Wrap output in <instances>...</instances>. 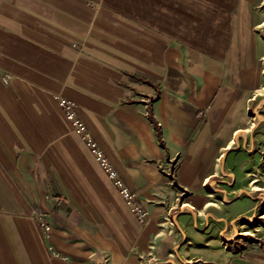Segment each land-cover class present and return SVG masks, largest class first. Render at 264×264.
<instances>
[{"label": "crops", "instance_id": "1", "mask_svg": "<svg viewBox=\"0 0 264 264\" xmlns=\"http://www.w3.org/2000/svg\"><path fill=\"white\" fill-rule=\"evenodd\" d=\"M257 2L0 0V264H165L206 235L174 207L240 171L229 141L264 82ZM55 96L76 104L145 222ZM230 202L226 218L254 208ZM222 230L214 264H264V240L233 250L243 231Z\"/></svg>", "mask_w": 264, "mask_h": 264}, {"label": "rangeland", "instance_id": "2", "mask_svg": "<svg viewBox=\"0 0 264 264\" xmlns=\"http://www.w3.org/2000/svg\"><path fill=\"white\" fill-rule=\"evenodd\" d=\"M256 43L260 45L261 49L258 53H262L264 50V0H258L256 5ZM258 48V47H257ZM263 62V61H262ZM264 66V62L263 65ZM254 98L249 101L247 112L243 111V114L238 118V126L241 132L236 135H231L230 149L232 151L239 150L236 155L241 161L240 171L233 175L231 180L229 177L224 178V184L222 186H213V183H207L205 185L204 194L205 198L203 203L194 205L189 203L184 205V201L187 200V194H183L180 197L174 207L175 213L177 211L186 212L189 216L182 223L189 228L193 226V214L197 215L198 227L202 230L201 233L206 232V235L201 239L194 238L192 244L184 245L182 248L176 246L174 251H170L168 254H160L165 258H160V263L172 264H184L183 257L186 259H197L193 264L201 262L202 264H214L221 261L222 253L214 251L219 248V241L214 240L219 235V229H223L221 233V240L226 241L228 235L232 234L233 230L237 227L238 231L246 233L240 234V238L236 236L237 231L230 236L229 244H233V250L240 248L250 249L257 246L259 243H263L264 240V82L260 87H257L254 92ZM252 148L254 155H248V150ZM224 158V157H222ZM252 173L251 175H248ZM252 180V181H251ZM254 180V181H253ZM228 190V195L224 196L221 190ZM248 199L251 205H254L253 210L246 214H236L233 218H226L230 213L228 212V204L232 203L231 200L236 201L238 198ZM138 203L141 208L146 211V215L143 220L136 215L141 222H145L148 217V210L140 202ZM193 206V209H191ZM191 215V216H190ZM245 224V225H243ZM197 228V227H196ZM192 231V230H191ZM197 232H199L197 230ZM197 237V236H196ZM196 241V242H195ZM198 241V242H197ZM205 241H208V246L203 245ZM181 242V238L177 240V243ZM186 244V243H183ZM206 248H208L206 250ZM213 250V251H211ZM206 261V263H205ZM222 261H227L225 258Z\"/></svg>", "mask_w": 264, "mask_h": 264}, {"label": "built area", "instance_id": "3", "mask_svg": "<svg viewBox=\"0 0 264 264\" xmlns=\"http://www.w3.org/2000/svg\"><path fill=\"white\" fill-rule=\"evenodd\" d=\"M56 100L58 101L59 106L64 112L65 117L70 121L73 130L80 134L81 137L85 140L86 145L91 149L92 153L94 154L95 159L99 162V164L108 172L109 177L113 180L114 184L119 188L120 193L124 196L127 203L130 205L132 211L143 220L146 211L141 208V205L138 203L137 195L135 192L130 191L125 187L123 182L117 177L116 173L112 170L110 164L108 163L106 157L103 155L102 150L98 147L96 142L92 140L86 129L85 125L82 121H80L76 117L75 107L76 104L64 97L55 96Z\"/></svg>", "mask_w": 264, "mask_h": 264}]
</instances>
